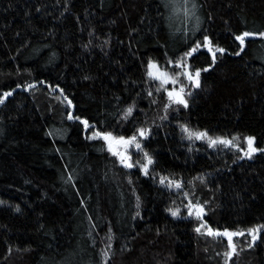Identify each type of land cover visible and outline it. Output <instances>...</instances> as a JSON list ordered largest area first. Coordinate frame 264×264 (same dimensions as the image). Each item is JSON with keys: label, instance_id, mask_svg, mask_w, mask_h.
<instances>
[{"label": "trees", "instance_id": "1", "mask_svg": "<svg viewBox=\"0 0 264 264\" xmlns=\"http://www.w3.org/2000/svg\"><path fill=\"white\" fill-rule=\"evenodd\" d=\"M244 31L264 32V0H0V264H102L105 250L106 264H264V151L181 127L264 149V37L241 50ZM150 58L173 75L180 58L202 69L198 87L176 78L188 107L157 91ZM97 130L136 134L148 174L88 139ZM257 225L230 258L208 232Z\"/></svg>", "mask_w": 264, "mask_h": 264}, {"label": "snow or ice", "instance_id": "2", "mask_svg": "<svg viewBox=\"0 0 264 264\" xmlns=\"http://www.w3.org/2000/svg\"><path fill=\"white\" fill-rule=\"evenodd\" d=\"M196 7V5L193 3L191 5V9L194 10ZM184 11L187 15H192L193 12L191 10H189L187 7L184 8ZM261 36L264 37V32H249V31H244L241 32L239 34H237L235 36V39L237 41H239L240 46H241V50H243V47L245 45V38L246 37H252V36ZM204 42H205V46L208 47V51L212 53L213 56V63H215L216 60V52L213 50V47L211 45V41L209 39L208 36L204 37ZM197 46H201L200 42L197 41V45L192 47L190 50L186 51L183 55L185 57H190L193 55L194 52H196L197 50ZM219 52L223 53L225 51V49L223 48H219L218 49ZM239 53H237L238 55ZM175 63L176 65L179 66V68L184 69V71L182 73H176L175 75L169 73L166 70H162L158 63L153 60V59H149L147 66H146V75L150 78L156 79L160 81V87H164V85L168 84L169 82H171L172 84H176L177 83V76L180 75H184L186 76V78L193 82V86L198 87L200 84V74L202 69L200 68H196L195 69V75H193L192 71L189 70V66L185 63V61L183 60V58L180 59H176L175 61H170V63ZM209 68L212 67V65H208ZM207 69H204V71H206ZM87 78V77H86ZM19 87V85L17 86ZM184 88L185 86L183 84H181V86L179 87V89L176 88H165L164 90L167 92L168 95V99L170 103H176L179 105H183L184 107H188V100L185 98L184 95ZM63 91V90H61ZM157 91H159V88L157 89ZM151 95V93H149ZM10 92H4V94L2 96H0V103H2L5 99V97L9 96ZM65 99H67V97H65ZM72 101L68 100V104H71ZM135 105H130L125 112L122 114L123 117L125 119L128 118V116H130L133 113V108ZM168 104H165V108H168ZM68 117L69 119H81V117H73L72 113L69 112L68 113ZM83 123L85 125V128L88 127V121L85 119L83 120ZM183 131L187 134L189 139H192L193 137L196 139H207L209 147H213L215 146L217 143H222L225 145H231L233 147L239 148L240 151L244 152L245 156L251 157L253 155V153L258 152V151H264V149H258L257 147L254 146V140L255 137L253 136H247L245 139L247 141V148L244 149L242 148L239 144L235 143V139L236 137H233L231 139L227 138V137H222V136H217V137H213L211 135H209V133L207 132V130H194L191 129L188 125H181ZM137 133L140 137H144L148 135V130L140 127L137 129ZM93 137H100L102 138L104 141L107 142L108 145V149L110 152H112L114 155L119 157L120 163L123 164L125 167H133V163L131 162V157L128 154V152L125 151H120L119 150V146H124L125 149L127 148L128 145L131 144H135L137 149H141V144L139 142V140L137 139V135L134 134L132 136L129 137H124V136H114L112 132H108V131H94L92 133ZM144 160L146 161L145 163H140L139 161H136V163L140 164L141 169L143 170L144 174L147 175L148 174V169L149 166L153 164V157L147 152H144ZM165 178L161 177V183H164ZM175 184L177 187L180 186V182L179 181H169V186H171L172 184ZM0 203H3L2 201H0ZM203 206L200 205L199 203L193 204V203H189L188 206V211L189 214H192L193 212H195V214L197 216H200L201 213L203 212ZM169 211L171 212V214L173 216H176L178 214L177 210H173V209H169ZM261 225H257L253 228H248L246 230H241L239 232H234L228 228H224L221 232V230L216 229L213 230L211 227H209L208 232L209 234H217V235H223L224 237L227 238V243H228V247H229V251H226L224 253V255L228 258L232 257V255L234 254V252L236 251V247L233 243V237L236 235H244V231H247L248 233H250L251 235V239L252 241H255L258 238V232L259 229L261 228ZM197 231H200V228H197ZM110 239V237H109ZM251 246V245H249ZM108 250H105L102 254V264H106V260L108 257ZM227 264V261H226Z\"/></svg>", "mask_w": 264, "mask_h": 264}, {"label": "rangeland", "instance_id": "3", "mask_svg": "<svg viewBox=\"0 0 264 264\" xmlns=\"http://www.w3.org/2000/svg\"><path fill=\"white\" fill-rule=\"evenodd\" d=\"M189 4H191V1L189 2ZM192 5V4H191ZM177 78V77H176ZM153 79V78H152ZM154 81L155 82H157V84L159 85V89L160 90H162L163 91V94H164V96L166 97V98H168V95H167V92L164 90L165 88H176V89H179V87H180V83H176V84H172L171 82H169L168 84H166V85H164V87H160V81L159 80H156V79H154ZM186 81H188V79L186 78ZM169 100V99H168ZM173 104H176V103H173ZM84 132H85V127H84ZM92 133L93 132H90L88 135H87V137H88V139H100V140H102L104 143H105V145H106V148L108 149V145H107V142L106 141H104L102 138H100V137H93L92 136ZM114 136H117L116 134H113ZM203 140H205V141H207V139H203ZM246 141V140H245ZM140 142V141H139ZM246 143H247V141H246ZM141 144V143H140ZM246 145V148H247V144H245ZM119 150L120 151H127L128 152V154L130 155V157H131V162L133 163V166L134 167H139L140 169H141V167H140V164H138V163H136V161H139L140 163H145L146 161L144 160V152L142 151V149H137L136 148V146H135V144H131V145H128L127 146V148L125 149V147L124 146H119ZM108 151H109V149H108ZM110 152V151H109ZM113 156H115L116 158H118V160H119V157L118 156H116V155H114L112 152H110ZM120 161V160H119ZM142 170V169H141ZM142 172H143V170H142ZM204 226H202V228H203ZM204 230V229H203Z\"/></svg>", "mask_w": 264, "mask_h": 264}]
</instances>
